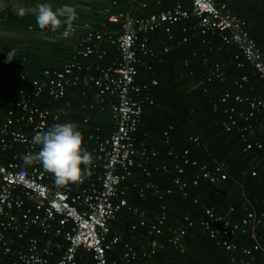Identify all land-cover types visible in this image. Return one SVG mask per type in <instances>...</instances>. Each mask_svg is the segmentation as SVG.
Wrapping results in <instances>:
<instances>
[{
	"label": "built area",
	"instance_id": "2783aa9c",
	"mask_svg": "<svg viewBox=\"0 0 264 264\" xmlns=\"http://www.w3.org/2000/svg\"><path fill=\"white\" fill-rule=\"evenodd\" d=\"M125 1L127 8L124 10L112 12L110 7L105 8L107 20L118 25L115 30L110 29L106 20L100 21L98 26L90 20L73 21V30L67 37L75 36L76 42L62 68L43 69V78H27L21 70L15 74L0 70V88L17 89L12 105L5 109L6 114L0 122L2 148L12 147L14 142H23L25 154L38 151L39 146L31 143L32 136L55 123L66 121H59V110L39 105L36 98H42L44 93L55 99L63 98L67 86L79 81L87 87H95L93 100L101 104V108L106 105L110 114L107 133H103L99 125L84 133L78 128L83 136L82 147L92 154V162L86 171L85 166L81 165L82 182L57 186L53 175L41 164H20L17 153L7 162H0V264H89L87 253L93 264L116 263L106 256V250L121 239L120 234L112 229L111 222L127 203L130 181L133 186L137 183L133 167H142L149 174L145 163L158 152L144 140L137 144L135 137L143 103L152 102L150 85L157 83L155 77L149 81H136L139 66L149 69L153 59H159L148 43L150 32L161 29L168 39L176 43L184 42L187 36H176L172 26L180 19L196 16L198 21L193 29L201 33L216 32L223 44H235L239 54L259 76L264 77V52L250 34L245 19L234 13L224 1L189 0V4L184 5L181 0H175L169 7L147 14L137 13L147 6V0ZM111 2L115 4L117 0ZM28 29L33 31L34 25L29 24ZM66 29L65 25L56 32L49 28L41 30L52 39H62L67 38L62 35ZM182 29L186 30V27ZM104 42L116 46L118 56L115 60L108 64L83 60L93 54L100 59L106 52ZM170 47L171 44H166L164 50ZM237 65H242V61H238ZM209 71L220 77L224 74L222 64L214 59H211ZM246 80L247 76L243 74L237 77L236 82L241 85ZM228 95L229 92L225 91L221 100H226ZM235 100L243 101L248 106L246 111L239 109L238 116L248 119L257 115L259 126H264V95L237 94ZM65 104L68 105L69 101H65ZM89 106L93 107L94 102ZM229 111H233V108L230 107ZM87 119L84 117L83 121ZM235 123V116L229 113L224 121L225 127L229 129ZM169 129H172V125L164 130L166 142ZM244 129L249 133L253 131L251 125ZM243 139L246 148L253 144L261 146L260 142H252L245 135ZM167 153H173L172 147L168 148ZM187 161L185 157L183 162ZM161 167L167 169L165 163ZM174 168L178 174L173 177V182L185 194L187 182L180 177L184 167L175 162ZM201 174L209 183H213L226 177V168L222 162L212 168L202 165ZM197 181L198 176L193 179L194 183ZM145 187H152L153 193L157 191L152 182H146ZM139 193L144 195L143 187H139ZM192 201L197 203L198 197L194 196ZM165 209L166 205L162 204L160 212L149 224L147 233L150 239L146 241V246L138 249L129 239H124L121 258L129 261L136 256H149L155 251L158 247L155 236L161 233L165 224ZM201 209L198 222L210 237H218L217 242L226 250L238 249L234 240L238 231H245L250 223H264V212L257 214L250 210L239 220L231 221L214 206L202 204ZM130 210L131 218L137 217L138 221L132 223V228L137 223H145L143 209L131 206ZM193 224L194 219L184 214L171 228L168 240L177 245ZM257 248V243L242 246L241 252L247 257L241 256L235 264H249L253 260V250ZM258 264H264V253Z\"/></svg>",
	"mask_w": 264,
	"mask_h": 264
},
{
	"label": "trees",
	"instance_id": "16d2710c",
	"mask_svg": "<svg viewBox=\"0 0 264 264\" xmlns=\"http://www.w3.org/2000/svg\"><path fill=\"white\" fill-rule=\"evenodd\" d=\"M80 1L91 8L88 13L91 18L88 19L95 26L106 20L111 30L117 29L118 25L107 20L105 8L110 7L112 12L127 8L125 0H117L115 4L111 0H89V3H86L87 0ZM174 1L160 0L157 3L156 0H147V6L137 13L156 12L169 7ZM181 1L184 5L189 4V0ZM221 1L245 19L250 34L264 52V0ZM26 17L19 18L20 29L26 30L29 24L40 29L35 18ZM4 19L2 16V20ZM197 21L198 18L191 15L173 24L176 36H187V40L181 43L168 39L161 29L148 34V43L159 59H153L149 69L139 66L136 81H149L155 77L157 83L150 85L152 102L143 103L142 117L135 137L137 144L144 140L158 152L145 163L149 174L142 167H133L137 183L133 186L130 181L126 194L127 203L111 222L112 229L121 236L117 243L106 250L107 258L115 261V264H235L241 256L247 257L240 248L255 243L258 248L253 250V260L249 264H258L264 253V223H250L245 231H238L234 239L238 249L226 250L217 242L218 237H210L198 222L202 204L214 206L231 221L239 220L250 210L257 214L264 212V126H259L257 115L248 119L238 116L237 111H246L248 106L243 101L235 100L237 94L264 95V77L259 76L254 67L239 54L235 44H223L216 32L201 33L193 29ZM182 27H186V30ZM75 42V36L58 40L33 39L17 57L13 56L9 61L10 67L4 65L5 56L0 52V70L8 74L21 70L26 73L27 78H43V69L63 67L74 50ZM166 44H171V47L164 50ZM103 47L106 52L100 59L93 54L83 60L108 64L117 58L118 50L114 44L104 42ZM211 59L222 64V77L209 71ZM238 61H242V65H237ZM243 74L247 76V80L239 85L237 77ZM16 91L13 87L0 88V122L6 114L5 109L12 105ZM225 91L229 95L223 101L221 97ZM94 92L93 85L87 87L79 81L67 86L63 98L55 99L44 93L36 101L41 106L59 110V121L75 123L82 133L95 125H99L102 132L107 133L110 129V114L106 105L103 104L104 108H101V104L95 103ZM65 101H69V104L66 105ZM91 102H94L93 107L89 106ZM230 107L233 111H229ZM229 113L235 116L236 123L227 129L224 121ZM84 117H88L87 121H83ZM169 125H172V129L168 131L169 139L166 142L164 130ZM248 125L252 126V133L244 129ZM244 135L252 142H260L261 146L253 144L246 148ZM170 147L173 149L172 154L167 153ZM14 153L18 154V162L24 164L22 157L25 154V143L14 142L12 147L2 148L0 142V162L12 159ZM185 157L188 161L184 163ZM175 162L184 167L180 177L187 182L185 194L173 182V177L178 174L174 168ZM219 162L225 165L226 177L209 183L201 174V166L212 168ZM162 163L167 165V169L161 167ZM197 176L198 181L194 183L193 179ZM146 182H152L157 191L153 193L152 187H145ZM139 187H143L144 195H140ZM168 188L170 191H167ZM194 196L198 197L197 203L192 201ZM162 204L166 205V218L161 233L155 236L158 241L155 251L149 256H136L129 261L121 258L124 239H129L138 249L146 246V241L150 239L147 228L155 214L160 212ZM131 206L144 210L145 223H137L135 228L131 225L138 221L137 217L135 219L130 216ZM184 214L194 219V224L178 244L174 245L168 237L171 228ZM86 259L89 264H93L89 253Z\"/></svg>",
	"mask_w": 264,
	"mask_h": 264
},
{
	"label": "clouds",
	"instance_id": "9594fccd",
	"mask_svg": "<svg viewBox=\"0 0 264 264\" xmlns=\"http://www.w3.org/2000/svg\"><path fill=\"white\" fill-rule=\"evenodd\" d=\"M35 19L40 29L49 28L52 32L66 25L67 29L62 35L67 37L73 30L72 24L76 16L66 14L60 8L54 10L49 3H38L35 6ZM13 56L14 53L10 51L8 61H11ZM31 143L39 146V150L23 155L25 165L41 164L53 175L57 186L82 182L81 165L85 166L86 171L92 162V154L82 147L83 136L75 123H55L46 131H37L32 136Z\"/></svg>",
	"mask_w": 264,
	"mask_h": 264
},
{
	"label": "crops",
	"instance_id": "0c3cea01",
	"mask_svg": "<svg viewBox=\"0 0 264 264\" xmlns=\"http://www.w3.org/2000/svg\"><path fill=\"white\" fill-rule=\"evenodd\" d=\"M106 2L110 4L109 1ZM38 3H49L54 10L60 8L66 14H75V20H90L88 18H91L88 15L91 8L80 0H0V52L5 56H1L4 58L5 66H11L8 61L10 51L17 57V54L25 46H29L33 39H52L44 31L35 27L33 31H30L28 28L23 30L18 26L19 18L22 16L35 18V6ZM86 3H89V0ZM2 16L6 21L2 20ZM28 17L26 18L29 19ZM21 38L24 39L21 40Z\"/></svg>",
	"mask_w": 264,
	"mask_h": 264
}]
</instances>
